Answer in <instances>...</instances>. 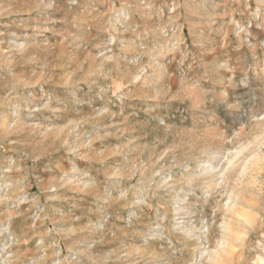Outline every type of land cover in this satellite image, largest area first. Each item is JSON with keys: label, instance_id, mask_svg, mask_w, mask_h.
<instances>
[{"label": "rangeland", "instance_id": "374dc122", "mask_svg": "<svg viewBox=\"0 0 264 264\" xmlns=\"http://www.w3.org/2000/svg\"><path fill=\"white\" fill-rule=\"evenodd\" d=\"M0 264H264V0H0Z\"/></svg>", "mask_w": 264, "mask_h": 264}]
</instances>
